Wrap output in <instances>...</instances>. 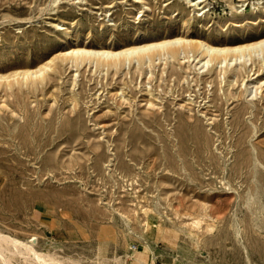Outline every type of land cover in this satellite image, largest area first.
Instances as JSON below:
<instances>
[{
    "label": "rangeland",
    "instance_id": "1",
    "mask_svg": "<svg viewBox=\"0 0 264 264\" xmlns=\"http://www.w3.org/2000/svg\"><path fill=\"white\" fill-rule=\"evenodd\" d=\"M170 34L215 45L264 35V0H0V73L49 62L74 44L116 49ZM178 57L146 60L142 72L134 58L115 74L93 62L65 64L42 92L25 96L30 110L51 119L65 113L72 106L67 97L75 95L81 127L61 130L37 153L43 157L55 150L63 163H55L54 172L33 154L15 168L0 167V174L12 175L14 168L19 175L14 180L0 175V228L21 238L36 234L38 249L73 264H124L114 256L148 264H264V231H244L241 219L253 224L264 217L260 212L249 219L238 196L247 185L234 179L228 182L233 188L224 189L211 168L191 157L188 176L182 168L172 173L168 150L156 134L163 138L175 120L160 119L161 125L136 120L146 113L150 120L181 111L198 115L206 128L217 121L225 128V122L232 136L224 145L242 131L249 132L246 144L264 143V51L243 66L239 60L231 65L241 76L223 73L222 64L211 63L214 70L207 72L210 63L197 69L191 56ZM229 92L236 96L227 99ZM3 98L1 91L0 104H9L11 98ZM243 106L246 112L240 113ZM236 117L239 127L233 132L228 123ZM213 138V152L226 159L218 176L227 181L236 150L220 142L222 135ZM115 143L123 144L116 148ZM259 189L264 207V184ZM204 206L214 217V231L203 230L202 237L214 238L196 243L183 213ZM146 222L157 226L147 230Z\"/></svg>",
    "mask_w": 264,
    "mask_h": 264
},
{
    "label": "bare ground",
    "instance_id": "2",
    "mask_svg": "<svg viewBox=\"0 0 264 264\" xmlns=\"http://www.w3.org/2000/svg\"><path fill=\"white\" fill-rule=\"evenodd\" d=\"M67 31L69 32V30ZM250 37L241 43L221 42L218 45L207 39H200V37L187 39L186 37H176L172 34L166 38H157L152 41H138L130 45L121 44L116 49L112 47L108 48L100 43L93 46L74 44V46L65 48L64 51L49 62L34 67L31 65L18 69H10L11 71L6 74L0 73V92L3 91L5 95L2 101L5 102L6 98H11L9 101L10 105L7 102L0 104V122L2 121L3 123L2 132H0V136L3 137L2 140L0 139V159L5 160L1 163L0 167L11 166L15 168V165L21 162L30 161L32 158L30 157L31 154H33L35 159H43L48 172L55 171V163L59 164L61 161L63 163V160L59 159L55 150L48 151L47 155L43 157L42 155L37 156V153L44 146L52 144L59 136L58 133L61 130L76 131L77 128L81 127L80 114H77L76 110L79 102L78 98L75 95L68 96L67 101H70L72 106L65 113H58L51 119L41 116L40 112L34 108L36 105L33 107L34 110H30V107L23 99L29 93L34 95L37 91L42 92L47 83L53 78V75L61 73L65 64L77 67L83 62H93L95 68L105 67L106 70L112 69L113 74H115L125 62H130L135 58L139 62L138 71L142 72V64L146 60L153 61L156 58L160 59L165 56L178 59L180 53H183V57L191 56L192 61L195 60L194 66L197 69L205 67L209 63L210 65L211 63L215 65L222 64L223 73L233 72L236 76H241L240 68L231 65L239 60L241 61L240 65L243 66L254 54L264 51V35ZM55 59L58 61L56 62ZM206 70L209 72L214 69L211 65ZM148 73L152 74L151 71H148ZM171 73H174V71ZM148 93L151 92L148 90ZM233 96L236 95L229 92L226 98L229 99ZM53 101L55 102L56 100L53 99ZM146 102L148 105H155L154 101L150 98H147ZM240 109V113L246 112V106ZM69 114L72 115L69 116ZM148 114L141 115L136 120H139L143 124L156 122L158 125L162 124L160 119L167 122L175 120L172 129L164 130L162 133L163 138L159 131L156 134L157 141L163 143V147L168 150L167 166L170 167V170H173V172L171 171L172 173H179L177 169L182 168L184 169L185 176H188L191 172L188 165L191 166L192 164L188 159L190 157L196 158L198 164L211 168L212 173L217 174L216 178H219V182L222 183L224 189H232L233 187L228 182L234 179H237L240 185L241 183L247 185L241 191H238V196L241 202L245 204L250 220H255L260 212H264V207L260 204L262 198L257 194L260 191L259 186L261 187L264 184V170L261 169V167H264V143L258 144L253 142L252 145L246 144L249 132L242 131L234 142L224 145V140L232 136L225 122H223L225 128L220 126L219 121L206 128L201 120H199L198 115L194 116V114H184L180 111L172 117V113L167 111L161 112V117H152L150 120L146 119V115ZM239 120V117H236L228 123L233 132L239 127ZM37 126H40V128H37ZM49 134L50 138L43 139V135L48 136ZM220 135L223 138L220 142H223L222 144L226 148L234 147L236 150L235 161L230 165V171L225 176V178L227 177V181L222 180L224 177L220 178L218 176L226 166V159L224 155H216L212 149L214 144L213 137L217 136L219 138ZM123 143L125 145L124 139ZM115 145L116 148L120 147L117 143ZM8 152L12 153L9 158L7 157ZM13 169L11 170L12 175L2 173L0 174L1 178L6 177L14 180V177L18 173H15ZM185 170H188V172ZM245 211L241 210L243 213ZM183 217L189 219L186 225H188L189 233L196 238V243H200L201 238H207L206 241L213 240L214 236L209 234L207 237H202L203 230L207 233L214 231V217L208 212L206 206L196 211L188 208L183 213ZM241 219L245 222L244 231L246 229L248 232L253 231L256 233L264 231V223L260 221L264 217L258 221H254L253 224L246 222L247 220H244L243 217ZM247 223L249 226L245 227ZM234 224V222L230 223L232 226ZM155 226L157 225L149 222L145 224L147 230L148 228L151 230ZM254 226H256V229ZM261 228L263 230H259ZM195 229L200 231L197 232ZM235 233L238 234L237 228ZM261 234L263 233H259V235ZM38 242L36 234L21 238L0 228V264H73L70 261L62 260L49 250L38 249ZM130 248L133 249L134 247L130 246ZM145 249L154 257L149 244L145 243ZM114 259L123 261L124 264H148L144 259L136 257L134 259L131 258L130 261L124 259L118 260L117 256H114Z\"/></svg>",
    "mask_w": 264,
    "mask_h": 264
}]
</instances>
